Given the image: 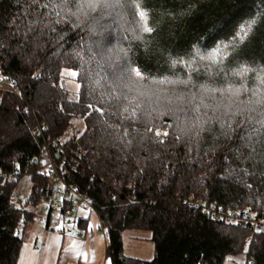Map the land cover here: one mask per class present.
Here are the masks:
<instances>
[{
    "label": "trees",
    "instance_id": "obj_1",
    "mask_svg": "<svg viewBox=\"0 0 264 264\" xmlns=\"http://www.w3.org/2000/svg\"><path fill=\"white\" fill-rule=\"evenodd\" d=\"M30 2L0 0V76L14 88L0 90V172L14 177L12 181L0 177V264H17L24 226L37 216L33 208L50 199L54 186L61 214L73 205L71 187L83 195L105 234L110 264H224L227 257L240 253L246 256L245 264H264V229L217 222L201 210L203 203L222 210L248 209L264 219V162L259 155L248 159L250 150L240 139L248 131L234 125L228 139L220 135L219 124H213L199 141L192 133L181 135L186 113L172 115L168 109L177 107L178 96L197 89L191 84L151 82L159 75L175 79L170 75L169 54L188 60L198 48L209 56L215 47L218 57H223L239 47L224 71L246 63L252 71L243 83L264 92L256 79L264 68L261 0H125L121 13L102 17L92 13L96 19L79 27L71 22L53 24L56 31L37 26L25 35L28 22L35 18ZM136 2L147 13L153 33L140 31L144 21L132 6ZM252 19L256 20L254 33L241 46L238 30ZM16 25H21L19 35H15ZM119 49L126 50L127 57ZM129 59L147 77L140 81L144 90L154 93L150 106L144 99L136 121L122 120L128 112L121 111L134 109L129 100L136 96L135 90L112 88ZM210 63V57L200 62L197 54L193 67L201 71L192 76L198 85L223 87L240 81L238 76L209 80L204 65ZM63 69L77 73L75 97L61 82ZM175 71L183 76L189 70L177 65ZM249 98L251 92L238 97ZM193 115L188 106L187 116ZM72 119L83 121V131L63 140L60 148L53 147L54 139L66 135ZM157 128L169 132L161 137L163 144L155 136ZM45 148L55 174L39 171ZM22 179L29 183L25 200L17 189ZM87 220L80 218L78 228L83 230ZM126 230L149 233L150 260L124 255Z\"/></svg>",
    "mask_w": 264,
    "mask_h": 264
},
{
    "label": "snow or ice",
    "instance_id": "obj_2",
    "mask_svg": "<svg viewBox=\"0 0 264 264\" xmlns=\"http://www.w3.org/2000/svg\"><path fill=\"white\" fill-rule=\"evenodd\" d=\"M264 4V0H261ZM125 0H44L43 3L40 0H31L29 7L33 9L31 15L35 18L28 22L25 31L27 33L32 32L37 26L42 30L44 28L50 31H56L52 27L53 24H68L73 23L75 27H79L80 24L85 23L88 19L95 20L96 17L92 16V13H100L101 17L104 14L111 15L113 12L121 13L126 7ZM134 6L137 10V15L141 18L144 23L140 26V31L142 33L151 34L154 29L148 25L146 22L147 13L141 9V5L136 2ZM44 9V12H40L39 9ZM74 17L75 20L72 21L70 18ZM256 24V20L252 19L245 22V27H241L238 30V34L241 36V46L249 42L251 36L254 33L253 25ZM17 31L15 35L20 34L21 25H16ZM92 26H90V31ZM43 34L41 31L40 35ZM140 39L141 37H136ZM205 51H207V45L202 46ZM120 53H123L127 57V51L124 49H119ZM199 53V61L203 62L209 57L211 58V63L209 65H204L205 75L209 80H215L223 76L225 81H229V77H240V81L232 80L227 82L223 87H210L203 83L197 84L193 79L192 73L196 75L200 74L199 67H193L196 62L197 54ZM239 47L234 49L232 53H225L223 57H218V49L213 48L210 51L209 56H205L200 49L191 55V58L185 60L183 57H171L169 54L168 63L170 75L174 76V80H170L168 76L159 75V79L155 77L152 78L151 82L154 84H184L185 86L191 84L192 87L197 89V92H191L190 94H183L177 97L178 105L175 108H169L168 113L175 115L176 112H185L186 120L182 121V126L180 128L181 135L192 133V138L199 141L201 139V133L211 132L213 124H219L221 129L220 135L226 136L228 139L232 138V132L236 128L244 127L248 131L247 137H241L242 141H245L244 147L249 148L250 155L248 159H254L257 155L261 157L262 162H264V92H261L259 88L249 89L244 83V79L247 74L252 71V69L246 66V63H239L238 68H233L231 72L224 71L227 67L226 61H230L233 56L238 55ZM177 65H182L189 71L187 74L181 76L175 69ZM215 68V70H213ZM261 75L257 76L262 86H264V68L260 70ZM63 75V72L61 73ZM68 74L75 77L76 72L69 70ZM119 83L112 84V88H124L128 91L136 92V96L129 100V103H134L135 107L129 112L128 108L125 107L121 111L128 112V115L122 116V120H128L131 118L133 121L138 119V110L144 107V99L148 100L149 106L151 105L153 92L145 91L144 85L140 83L147 79L143 74V69L139 66H134L133 62L129 59L126 66L123 67L119 77H117ZM98 83V82H97ZM79 89V85H77ZM251 92V98L247 100H239L238 97L241 94H248ZM119 99V97H114ZM158 98V97H157ZM124 99H129L126 95ZM168 103H172L169 99ZM188 106H191V112L193 116H187ZM91 107V105H90ZM96 112H101L100 108L95 109ZM211 113V114H209ZM150 114V113H149ZM165 115L167 113H160ZM239 116L240 119L237 122L236 117ZM110 127H112L110 125ZM168 127H171L169 125ZM118 131V129H117ZM137 131V129H133ZM148 132H152V128L147 129ZM123 135L127 137L128 129H124ZM169 132L167 130L161 132L159 128L155 130V136L158 142L165 143L164 139L161 137H167ZM119 139V137H117ZM143 139V138H142ZM181 137L178 136L177 140ZM131 145V140H128V146ZM260 146L259 152L257 147ZM146 166V165H145ZM245 174L247 175V171ZM63 187V185H61ZM249 187H251L249 185ZM247 211V209H245ZM231 215V213H230ZM239 215V213H236ZM91 228L92 225L88 224ZM259 231V230H258ZM27 247V246H25ZM248 246L245 245V251L247 252ZM76 255L83 256L86 259V254L82 252H77ZM237 264H243L242 261H238Z\"/></svg>",
    "mask_w": 264,
    "mask_h": 264
},
{
    "label": "rangeland",
    "instance_id": "obj_3",
    "mask_svg": "<svg viewBox=\"0 0 264 264\" xmlns=\"http://www.w3.org/2000/svg\"><path fill=\"white\" fill-rule=\"evenodd\" d=\"M71 69H63V75L61 74V82L66 87V89L69 91V93L75 97L77 93V81L75 77L68 74V71ZM73 71V70H71ZM61 72V73H62ZM75 72V71H74ZM1 84H0V90L9 89L14 91V88L11 86L8 80L4 79V77L0 76ZM71 127L68 129V132L65 136L61 139H56L61 147V142L73 135H76V133H81L84 129V123L81 119H72ZM48 154L46 153V150H43L39 161H38V167L45 171L46 168V161H47V170L49 172L53 169V164L51 165ZM41 163V164H40ZM29 183L26 181V179H22L19 181L17 189L20 190V195L22 196V200H25V196L28 191ZM61 193L58 195V198H60ZM75 197H73V202ZM40 211L38 209V206L33 208L35 210V214L37 215L32 222H28L25 224L22 234V244L18 259V264H33L34 260L36 259L37 255L41 252H43L42 248L43 246V231H45V225H46V215L48 213V210L46 208V211L44 208V205H40ZM46 207V206H45ZM41 216H39L40 214ZM50 220H49V227L47 228V232H54L59 237L61 236L58 234L59 230L57 229L60 227L61 230L65 231V234H67V225L65 223V216L60 213L59 208L52 206V209L50 211ZM78 215L82 217V215H85L84 217L89 220L90 223H92L93 229L97 230L99 234L101 235V230L99 229V222L97 219V216L95 212L89 207L85 206L84 208H78ZM46 232V233H47ZM75 234V233H74ZM73 234V235H74ZM122 243H123V253L126 256L139 258L143 260H150L151 259V251L152 246L150 241L147 238H144L142 236H129L127 234L122 235ZM27 246V247H25ZM44 256L41 258V263L43 262ZM47 264V258L45 257ZM224 264H236L234 262L230 263L229 257H227L224 261Z\"/></svg>",
    "mask_w": 264,
    "mask_h": 264
},
{
    "label": "crops",
    "instance_id": "obj_4",
    "mask_svg": "<svg viewBox=\"0 0 264 264\" xmlns=\"http://www.w3.org/2000/svg\"><path fill=\"white\" fill-rule=\"evenodd\" d=\"M46 153L48 154L47 155L48 159L52 165L50 154L48 151ZM39 171L44 174L49 173V170H47V161H46L45 171L41 169V165ZM38 209L39 211L41 210L40 207ZM43 209H45L46 211L45 205ZM39 216H41V214ZM84 216L85 215H82V217L80 218H85ZM45 217H46L45 229L47 230V228L49 227L50 214L47 213ZM88 224L92 225V223H90L89 220H87L86 226L83 230L78 228L79 231L78 235L76 234L75 230L70 231V229L68 228H66L67 234H65L64 231L65 228H63L62 232L60 233L58 232V234L61 235L60 237L54 232H47L46 230L43 231L42 243L44 247L42 248L45 249H43V252L37 255L33 264H45L46 262L45 257L47 258V264H110L105 253L106 238L103 230L99 226V229L101 230V235H100L97 230L93 229V226L89 228ZM59 229L61 228L59 227L57 231ZM124 233L132 237L142 236L150 241L149 239L150 235L148 232L145 231L126 230L123 232V234ZM77 252H82L86 254V259L83 256L78 257L76 255ZM42 256H44V258H43V262L41 263ZM151 257H152V251H151ZM229 259H230V263L234 262L237 264L238 261H242L243 264L246 263V256L244 255V253L230 256Z\"/></svg>",
    "mask_w": 264,
    "mask_h": 264
},
{
    "label": "built area",
    "instance_id": "obj_5",
    "mask_svg": "<svg viewBox=\"0 0 264 264\" xmlns=\"http://www.w3.org/2000/svg\"><path fill=\"white\" fill-rule=\"evenodd\" d=\"M1 83L2 82L0 80V84ZM40 125L44 126L45 123L42 121ZM52 146L56 148H60V145L56 139L53 140ZM45 150L47 151L46 148ZM49 173L55 174L53 169ZM0 177L2 178L7 177L9 181H12L14 179L12 174L5 173V172H0ZM55 192H56V188L54 186V191L51 193L50 199L44 203L46 208H49L52 206H55L57 208L60 207V203L57 199ZM70 192L72 193V196L75 197L74 201L76 202V204H74L73 202L72 207L69 210H67L63 215L65 216V223L67 225V228L70 229V231L75 230L76 234L78 235L79 231H78L77 223H78V220L80 219V216L78 215V208H84V205L85 206L87 205H86V201L83 195H81L75 187H71ZM192 202L193 201L191 200L190 203ZM201 210L210 214L211 217L217 222H226V223L231 222V223L238 224V225L250 224L253 227V229H257V230L264 229V219L256 218L254 212L248 209L247 211H245V209L244 210H239V209L222 210V209H215V207L207 206L205 203H203ZM236 213H239V215H236ZM60 232H62L61 229H59V233Z\"/></svg>",
    "mask_w": 264,
    "mask_h": 264
}]
</instances>
